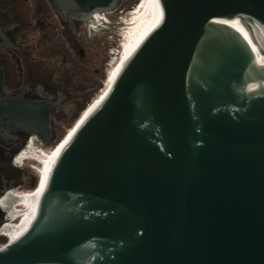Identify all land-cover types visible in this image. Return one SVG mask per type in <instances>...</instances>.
<instances>
[{
    "label": "water",
    "instance_id": "95a60500",
    "mask_svg": "<svg viewBox=\"0 0 264 264\" xmlns=\"http://www.w3.org/2000/svg\"><path fill=\"white\" fill-rule=\"evenodd\" d=\"M0 264H264V0H159Z\"/></svg>",
    "mask_w": 264,
    "mask_h": 264
},
{
    "label": "flooded vegetation",
    "instance_id": "af4514ba",
    "mask_svg": "<svg viewBox=\"0 0 264 264\" xmlns=\"http://www.w3.org/2000/svg\"><path fill=\"white\" fill-rule=\"evenodd\" d=\"M95 15L68 20L49 0H0V230L10 221L1 199L35 187V155L102 82L103 69L91 68L85 52L87 27L100 24ZM41 103L50 106L46 136L35 108Z\"/></svg>",
    "mask_w": 264,
    "mask_h": 264
},
{
    "label": "bare ground",
    "instance_id": "6f19581e",
    "mask_svg": "<svg viewBox=\"0 0 264 264\" xmlns=\"http://www.w3.org/2000/svg\"><path fill=\"white\" fill-rule=\"evenodd\" d=\"M158 4L159 0H140L136 8L130 13L129 18L121 20V22L123 21L121 24L126 29L123 34V44L117 58L110 64L107 70V79L104 88L84 111L80 119L77 120L78 122L67 133L58 147L51 150H42L39 154L35 155L36 161L38 162V166L36 167V172L39 177L38 185L33 190L16 194L9 191L10 193L8 192L5 198L1 199V204L9 212L10 221L4 226V233L9 236L10 241L17 240L28 230L36 209L43 199L45 188L48 185L52 170L61 152L70 141L79 124L101 103L125 62L141 44L150 29ZM95 17L99 23L104 21L102 15H95ZM17 206H20L21 209H16L18 208ZM14 216L19 217L18 222L15 224L12 223Z\"/></svg>",
    "mask_w": 264,
    "mask_h": 264
},
{
    "label": "rangeland",
    "instance_id": "374dc122",
    "mask_svg": "<svg viewBox=\"0 0 264 264\" xmlns=\"http://www.w3.org/2000/svg\"><path fill=\"white\" fill-rule=\"evenodd\" d=\"M140 0H119L118 6L115 10L112 12L106 13L102 15L104 18V21L99 24V26H95V31H92L89 27H87L86 31V60L89 63V66L93 69H103L105 78L102 80V85L99 88V90H95L92 94H90V99L87 102L86 107L83 109V111L80 112V114L77 116V118L72 121L70 125L64 126L61 129V132L59 133L58 138L56 141L50 145L49 147L42 148L43 151L45 150H51L56 147H58L61 142L66 137L67 133L75 126V124L78 122L77 120L80 119L84 111L89 107V105L96 99V96L100 94L101 90L104 88L106 79H107V70L109 69L108 62L110 60V53L109 50L112 48L117 47V39L121 37L120 35L124 34L125 32V26L121 24V20L128 19L130 16V13L136 8ZM132 2H136L132 4ZM130 6L128 9H125V7ZM91 25V23H90ZM104 26V27H103ZM110 26V27H109ZM94 98V99H93ZM39 181V177H38ZM35 185V187L38 185ZM34 187V188H35ZM34 188H26L22 190H18L15 192H24V191H30ZM16 209H21L20 206H17ZM17 219V220H16ZM19 217L14 216L12 219V223L15 224L18 222ZM16 222H15V221ZM3 222V226L0 230V246L8 243L10 240L8 236L4 233V226L9 222L5 223ZM1 227V225H0ZM4 235H1V234Z\"/></svg>",
    "mask_w": 264,
    "mask_h": 264
},
{
    "label": "built area",
    "instance_id": "2783aa9c",
    "mask_svg": "<svg viewBox=\"0 0 264 264\" xmlns=\"http://www.w3.org/2000/svg\"><path fill=\"white\" fill-rule=\"evenodd\" d=\"M123 34L121 35V37H119L117 39L118 43H117V47L116 48H112L109 50V53H110V60L108 62V66H110V64L117 58L120 50H121V47H122V44H123ZM7 236V235H6ZM9 237V236H8ZM10 239V238H9ZM10 241V240H9ZM7 244V243H6Z\"/></svg>",
    "mask_w": 264,
    "mask_h": 264
},
{
    "label": "trees",
    "instance_id": "16d2710c",
    "mask_svg": "<svg viewBox=\"0 0 264 264\" xmlns=\"http://www.w3.org/2000/svg\"><path fill=\"white\" fill-rule=\"evenodd\" d=\"M136 2H137V0H136ZM136 2H132V4H134V3H136ZM130 6H132V5H129V6L125 7V9H128ZM104 78H105V75H104V73H103L102 76H101V79L103 80ZM101 85H102V82H100V83L98 84L96 90H99V88L101 87ZM88 101H89V100H88ZM86 105H87V103H84L83 105H81V106L78 108V111L74 114V117H73L74 119H73V120H75V119L77 118V116L80 114L81 111H83V109L86 107Z\"/></svg>",
    "mask_w": 264,
    "mask_h": 264
}]
</instances>
